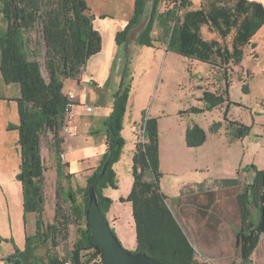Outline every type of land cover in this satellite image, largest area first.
I'll list each match as a JSON object with an SVG mask.
<instances>
[{
	"label": "trees",
	"instance_id": "16d2710c",
	"mask_svg": "<svg viewBox=\"0 0 264 264\" xmlns=\"http://www.w3.org/2000/svg\"><path fill=\"white\" fill-rule=\"evenodd\" d=\"M165 1L135 0L132 16L125 27L117 32L116 42H130L132 33L142 26L136 41L154 46V41L158 39L154 38L153 32L158 27L160 38L166 40L169 50L212 65H217L214 58L219 56L226 66L231 61H242L244 47L264 24V7L254 1L206 0L201 7L192 9L191 0H170L162 11L161 6ZM0 13L6 23V27L0 30V72L6 84H18L20 89V94L14 98H1L17 102L19 123L9 124L8 130L18 132L21 151L18 179L22 184L25 225L29 213L39 214L37 231L33 235L27 234L25 248H16L14 255L8 259L36 264V250L50 236L43 228L41 216L44 209L42 181L45 170L41 156V136L50 130L54 135L55 150L61 153L64 142L61 131L68 102L63 92L64 82L78 78L87 61L101 51L102 35L94 26V17L86 0H0ZM205 25L210 31L218 33L224 42L235 30L230 41L231 50L227 44L220 45L217 40L205 39L202 33ZM37 27L42 30L47 49L49 80L43 75L37 52L32 48L28 35ZM224 80L227 88L223 92L203 91L201 100L205 103L204 107H190L181 113H203L229 102L230 80L226 76ZM243 88L246 91L247 85L244 84ZM130 92L131 85L122 83L115 93L113 111L105 122L108 148L84 187L75 188L71 184L70 179L74 174L66 173L67 164L58 157V181L66 178L69 184L63 195L71 203L73 216L82 223L80 237L68 254L73 264H91L92 258L81 260L82 249L95 247L101 253L92 239L86 219L88 189L98 179L106 159L110 158L106 173L96 184L100 209L107 219L106 213L113 201L104 194V189L117 188V174L113 165L121 159L125 147L122 131ZM224 119L236 138L244 137L251 131L250 126L229 120L227 112ZM158 125L157 117L143 112L144 140L138 141L132 158L133 186L127 201L131 202L133 208L138 244L136 251L170 264H197L196 249L160 186L162 172ZM222 125V121L214 122L210 131L217 132ZM206 140L207 132L199 124L194 123L187 128V146L198 147ZM251 167L254 175L238 196L242 226L238 235V248L245 263L250 262L260 235L264 233V169ZM238 182L237 178L221 180L223 184ZM249 197L260 210L258 225L251 219ZM48 264L63 263L49 255Z\"/></svg>",
	"mask_w": 264,
	"mask_h": 264
},
{
	"label": "rangeland",
	"instance_id": "374dc122",
	"mask_svg": "<svg viewBox=\"0 0 264 264\" xmlns=\"http://www.w3.org/2000/svg\"><path fill=\"white\" fill-rule=\"evenodd\" d=\"M90 13L94 17V26L102 35V42H116V34L125 27V23L132 16L135 0H86ZM170 0H166L161 10H165L169 5ZM199 0H192L198 5ZM6 27L0 13V30ZM142 28L140 26L131 35L130 42L136 41L137 33ZM154 38L158 39L154 42H165V39L160 38V31L157 27L154 32ZM31 38V46L37 52V59L42 66L43 75L47 80L50 78L47 49L43 39V33L40 27L28 33ZM213 34L205 26L203 29L204 37H211ZM232 36V35H231ZM231 38V37H230ZM252 42H264V27H261L252 37ZM231 41V40H230ZM140 46L141 44L138 43ZM255 44V43H253ZM144 45V44H142ZM256 45V44H255ZM148 46V45H146ZM155 46V43H154ZM153 47V46H150ZM255 51L258 58H253V50L251 47L246 48L243 59V65L248 66L253 71V77L250 79L251 92H247L243 88V84H235L231 89L232 103L226 108L227 118L234 121H245L246 112L252 110L256 115V119L261 121L259 109L262 103L259 100L264 98V43L258 47L255 46ZM173 61L171 63L170 78L161 76L164 61L159 65L158 82H156L153 94L146 102V106L139 108L140 97L137 98V93L132 92L130 100V111L125 130L122 131L125 139L124 152L121 159L113 165L117 174V188L108 187L104 189V194L109 195L114 200L110 205V215L106 217L111 228L116 232L123 247L129 252L137 250V233L134 224L132 204L127 201V197L132 190V155L129 154V147L133 142V126L134 121L140 122L142 113L151 112V108L158 101L162 90L165 89V95L162 97V106L164 110V120L170 123L166 128H162V147H163V163L160 166L162 172L160 178V186L164 194L174 198L181 193V189L202 176L201 172H196L192 168L196 165L195 158L190 160L184 154H179L176 160H173L169 152L171 145L179 149L178 130L180 124L185 123V119L180 116L181 111L199 105L201 102L197 100V96H202V80L201 75L203 69L200 66L194 73L187 71L186 61L171 53ZM130 67L143 65L137 59V51L135 52ZM146 57L143 56L142 59ZM141 59V60H142ZM184 60V59H183ZM170 62L167 61V65ZM151 64L149 63H144ZM186 68V70H185ZM184 74H187L186 78ZM217 77L214 78V83ZM138 79L132 80L131 74L127 77L125 85H131L133 90L137 85ZM211 84V85H212ZM67 85V83H66ZM159 88V89H158ZM107 82L103 85V92L106 93ZM131 90V91H132ZM157 91V96L155 91ZM137 91V89H136ZM133 93L137 100L133 102ZM20 94L18 84H6L3 81L0 72V255H10L13 248L23 250L25 248V234L23 228V207H22V192L21 183L18 179L21 165V151L18 144V132L16 130H8L9 124H18L19 115L17 102L14 100L2 99L1 97L14 98ZM104 99V98H103ZM202 101V100H201ZM145 103V102H144ZM143 104V101H142ZM230 107V108H229ZM141 109V110H140ZM159 122V121H158ZM159 126V125H158ZM259 135H250L241 141L232 144L231 147H226L227 164L221 169L224 173H230L229 169L238 163L237 167L241 171H247L246 164H255L257 169H264V139L263 133ZM64 134L61 132V136ZM172 135V138L169 136ZM139 139L144 140L143 130L139 127ZM160 139V129H159ZM168 151H167V150ZM194 150V149H193ZM63 150L58 153L54 146V135L50 130L45 131L41 136V156L44 161V179L42 181V195L44 199V209L42 212L43 228L50 234L45 243H41L40 248L36 250V264H48V256L56 257L58 260L68 258V254L74 248V244L80 237V227L82 223L78 221L72 213L71 203L63 195V192L68 189V181L64 178L58 181L57 165L59 156L62 161H65ZM63 155V156H62ZM250 169V167H249ZM236 173V170H233ZM86 176L71 178V184L76 188L81 184L86 185ZM249 176L242 174L241 182H247ZM81 199V198H80ZM112 200V201H113ZM28 224L30 229L29 235H33L37 231L36 220L39 217L37 212L30 213ZM3 257L2 259H5ZM208 257V256H207ZM212 258L213 264H243L240 254L233 252L225 256H209ZM197 264H207L204 258L197 254Z\"/></svg>",
	"mask_w": 264,
	"mask_h": 264
},
{
	"label": "crops",
	"instance_id": "0c3cea01",
	"mask_svg": "<svg viewBox=\"0 0 264 264\" xmlns=\"http://www.w3.org/2000/svg\"><path fill=\"white\" fill-rule=\"evenodd\" d=\"M205 1L206 0H199L198 5L192 2L191 8L196 9L201 7ZM249 1L258 2L264 7V0ZM127 22L125 24H127ZM204 27H202V33ZM206 27L208 28V26ZM262 27H264V24ZM234 33L235 30H233L227 37L226 42H224V39L216 32H212L213 35L211 37L204 38L207 40H217L220 45L227 44L231 50L232 42H230V40H232ZM263 43L264 42H252L251 40L250 43L244 47V55L246 48L251 47L254 52L252 55L253 58H258V54L253 46L258 47ZM138 45V42H126L123 44H118L117 42H102L101 51L93 55L87 61V64L83 68L79 77L65 80L63 92L67 94L69 91H73L76 94V105L73 110L74 119L71 131L70 133L63 135L64 142L62 144V154H65L64 163L67 164L66 173L74 174L72 178L86 176L85 180L87 181V178L100 164L102 156L108 148L105 122L113 111L115 93L120 89L122 83L125 84L126 79L130 74L132 80L137 78L138 82L136 87L133 90L131 89L132 91L130 92L127 111L123 122V130H125L127 126L126 123L128 121V114L131 107L130 100L132 92L134 91V93H137V98L138 96L140 97L139 100L142 99L139 105V108L142 109L146 106L147 100L153 94L156 82L159 81L158 76L160 74L158 75V70L162 61H164V64L161 76L164 77L165 74L166 78L172 76L171 63L173 61V56H171V53L178 55L183 62L186 61L184 64L187 65V71L189 73H194L197 70V67L201 65L203 69V74L201 75L203 83L202 96L205 89L212 92H223L224 89L227 88L224 80V77L226 76L230 80V85L228 87L229 102L226 101L223 105L217 106L212 110H206L203 113H180V116L186 120L185 123L180 124L178 130L180 151H176V148L171 145L169 152L173 160H176L179 154L186 155L190 160L195 158L197 163L192 170L201 172L202 176L200 179L191 181V183L187 184L184 189H181L180 195L173 197L174 202L170 197H167L169 203L178 215L186 234L193 243L197 254L202 256L207 264H213V259L209 258V256H225L232 254L235 251L240 254L238 248V235L242 230V226L238 196L242 193L244 186L254 175V169L251 166L256 165L254 163L246 164V172L241 171L239 167H237L238 163L229 169L230 173H224L221 168L227 164L226 153L224 152L226 147H231L235 142L241 141L252 134L258 136V132L263 133L264 139V98L259 100V103H262V107L259 109L261 121L256 119V114L250 109L246 112L245 121H239L251 127V131L248 135L241 138L234 137L227 128V121H225L224 118L226 108L233 101L230 97L232 87L235 84H246V94L250 93V79L253 77V71L250 67L243 65L244 56L240 63H234V61H231L226 66L223 65V59L216 56L214 59L217 65H212L169 50L166 41L155 42V46L153 47L142 44L140 46ZM136 51L137 59L140 60L143 65H135L131 68L130 63H132ZM143 56L146 58L142 59ZM167 61L170 62L168 65ZM149 62L151 64L144 65V63ZM186 75L187 74H184L185 78L187 77ZM215 77H217V80L215 81L216 83L212 84ZM106 82L107 90L106 93H104L103 85ZM157 91L158 90L155 91L156 96ZM134 93L132 97L133 102L134 100H137ZM163 95H165V89L162 90L155 105L153 104L151 112L149 114L147 113L148 116L157 117L159 121L160 166L163 163V135L161 129L166 128L170 123L163 118ZM202 96H197V100H200ZM200 102L201 103L196 107H204L205 103L201 100ZM88 107H91V110H88ZM217 121L223 122L222 127L217 132H211V125ZM142 122L143 113L140 122L134 121L132 123L133 142L129 147V154L131 153L132 158L136 149V144L140 141L139 127L143 130ZM194 123L199 124L206 130L207 140L201 146L189 147L186 144V131L187 128ZM169 138H172V135L169 136ZM233 170H236V173H233ZM242 174H246L250 177L247 182L240 181ZM234 178L238 179L239 182L237 184L221 183V180L223 179ZM80 187L82 188L84 186L81 184ZM107 196L110 197L109 195ZM248 201L250 202L249 210L252 222L255 225H258L260 222V210L258 205L254 204L250 197L248 198ZM110 210L111 209H109L107 213L108 217L111 213ZM29 215L30 213L28 214L26 225L23 218L25 243L28 230L30 229L28 224ZM15 251L16 248H13L10 255H7V257H5L6 255L4 254L0 255V262L13 256ZM3 257H5V259H2ZM243 264H264V233H261L260 235V241L251 255L250 262H243Z\"/></svg>",
	"mask_w": 264,
	"mask_h": 264
},
{
	"label": "water",
	"instance_id": "95a60500",
	"mask_svg": "<svg viewBox=\"0 0 264 264\" xmlns=\"http://www.w3.org/2000/svg\"><path fill=\"white\" fill-rule=\"evenodd\" d=\"M109 162L110 158H107L98 179L89 186V201L86 212V219L91 229L92 239L100 248L103 264H170L155 260L141 251H127L112 230L111 224L101 212L96 184L106 173Z\"/></svg>",
	"mask_w": 264,
	"mask_h": 264
},
{
	"label": "built area",
	"instance_id": "2783aa9c",
	"mask_svg": "<svg viewBox=\"0 0 264 264\" xmlns=\"http://www.w3.org/2000/svg\"><path fill=\"white\" fill-rule=\"evenodd\" d=\"M68 102L64 110V120L62 125V134H68L71 131L72 122L74 119V107L76 105V94L73 91H69L67 94ZM88 110H91V107H88ZM63 156V155H62ZM81 260L91 259V264H98L102 262L101 253L97 251L95 247L85 248L80 251ZM63 264H73L71 258L62 259ZM0 264H27L26 262L19 260H10L6 259L0 262Z\"/></svg>",
	"mask_w": 264,
	"mask_h": 264
}]
</instances>
